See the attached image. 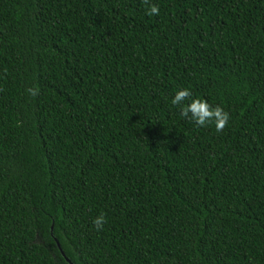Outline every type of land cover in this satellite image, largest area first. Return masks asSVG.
Returning a JSON list of instances; mask_svg holds the SVG:
<instances>
[{
    "label": "trees",
    "instance_id": "16d2710c",
    "mask_svg": "<svg viewBox=\"0 0 264 264\" xmlns=\"http://www.w3.org/2000/svg\"><path fill=\"white\" fill-rule=\"evenodd\" d=\"M150 3L0 0V264H264V0Z\"/></svg>",
    "mask_w": 264,
    "mask_h": 264
},
{
    "label": "clouds",
    "instance_id": "9594fccd",
    "mask_svg": "<svg viewBox=\"0 0 264 264\" xmlns=\"http://www.w3.org/2000/svg\"><path fill=\"white\" fill-rule=\"evenodd\" d=\"M142 3L148 6V15H159L158 5L150 3V0H142ZM28 92L35 97L39 94V88H29ZM191 97V92L187 89L178 90L171 100V104L180 108V116L193 121L198 127H205L214 123L217 132L223 131L228 125L230 116L219 105L212 107L206 100L192 99L190 103L185 104ZM107 223L104 214L93 220V225L97 230H102L104 224Z\"/></svg>",
    "mask_w": 264,
    "mask_h": 264
},
{
    "label": "water",
    "instance_id": "95a60500",
    "mask_svg": "<svg viewBox=\"0 0 264 264\" xmlns=\"http://www.w3.org/2000/svg\"><path fill=\"white\" fill-rule=\"evenodd\" d=\"M50 230H51V227H50ZM54 239V241H55V243H56V246H57V248L59 249V251H60V253H61V255L63 256V258L65 259V261L67 262V263H69V264H73L65 255H64V253L62 252V250H61V248H60V246H59V244H58V242H57V240L55 239V238H53Z\"/></svg>",
    "mask_w": 264,
    "mask_h": 264
}]
</instances>
